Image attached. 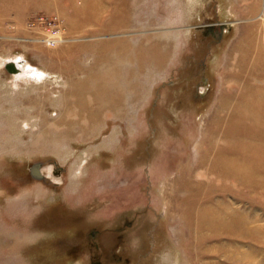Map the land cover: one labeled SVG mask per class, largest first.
<instances>
[{
	"label": "rangeland",
	"instance_id": "1",
	"mask_svg": "<svg viewBox=\"0 0 264 264\" xmlns=\"http://www.w3.org/2000/svg\"><path fill=\"white\" fill-rule=\"evenodd\" d=\"M15 1L0 9V264L254 262L212 244L264 264V236L247 234L264 227V101L216 115L264 0ZM14 60L32 75L13 77ZM69 90L78 116L91 94L103 117L42 131Z\"/></svg>",
	"mask_w": 264,
	"mask_h": 264
},
{
	"label": "bare ground",
	"instance_id": "2",
	"mask_svg": "<svg viewBox=\"0 0 264 264\" xmlns=\"http://www.w3.org/2000/svg\"><path fill=\"white\" fill-rule=\"evenodd\" d=\"M4 1L9 2V0H0L1 10H4L5 8H7V6H9L7 4H4ZM24 1L26 2L28 0H16L15 3H21ZM242 2L245 3V7L247 11L253 10L255 12L256 7H258L259 0H242ZM263 15H264V12L262 13V16ZM118 24L111 25L110 28L117 27L119 26ZM259 26L256 25V26H253L251 29H248L246 34H244V36H240V38L233 44V46L231 47L229 51V54H228L229 57H227V62H228L229 67L234 68L237 72V74L235 75L236 77L233 79V81L236 83V85H238L239 90L235 92L237 95L235 96L232 95L233 97H231V94H230L227 97L220 98L219 103H218V108H217L218 113H216V115L218 116L224 115V113L226 112L228 108L229 102H237L240 110L244 112L243 108L250 111L258 101H264V21H262V23ZM162 38L166 39L167 37H162ZM48 39L49 37H46V39L43 40L44 41L43 43H45V45H47ZM59 39L60 37L58 38V40ZM163 43L166 44L164 41ZM170 44L171 42H167L166 46H164L165 53L160 54L157 51V56H156L157 63L156 64L158 66L161 64L162 61L165 62ZM10 62L13 64L12 69H9V70L7 69V70L11 71L12 73H15L13 74L14 75L13 77H15L17 80L20 78H24L26 76L32 75L33 72L31 71L30 67L26 65V63H19V66H20L19 68L16 64V62L18 63L19 60H14ZM70 87H71V83L69 85V89ZM134 93H135V90H134ZM74 99L75 101L77 100V97H75V93L72 90H69L68 99H67V103H66L64 110H62L61 113L57 115V118H55L51 126L43 127L42 131H46L47 128H49L50 130H54V131H60L63 127L60 121L61 115H62V118H65L67 122V131H75L76 129L75 120L76 119L80 121L81 126L85 130L83 123H85V121L88 120L89 118L95 117L93 115L95 113L92 107L96 108L97 111L95 115L97 117L99 118L103 117L102 114L105 113V111L95 106L94 102L92 101L93 97L91 94L86 95L85 104L87 106V109L84 111L82 116H78V112L82 113L84 107H82L81 111L78 110L74 105ZM114 99L117 102V109L122 110V107L123 109L125 108L126 104L124 106H121V96L120 95L115 96ZM251 99L253 100V107H249ZM44 137H46V135H44ZM217 225L220 227H225V225L221 223L220 220L217 221ZM254 229L256 230L252 232H247V234L252 235L253 233H257L258 235L262 234L264 236V227H259V228H254ZM215 245L216 244L211 245L212 251L220 249L221 251H223V254L225 253V256H227V259L229 257L231 261L243 260L244 262H249L250 260H253L254 262L251 261L249 263L250 264H261V262L255 261V258L251 256V254H249L248 252H243L239 250L234 251L230 249L229 246L226 248L223 246H215ZM205 262L215 264L216 261L211 259V260H206ZM224 263L230 264L229 262H224Z\"/></svg>",
	"mask_w": 264,
	"mask_h": 264
},
{
	"label": "built area",
	"instance_id": "3",
	"mask_svg": "<svg viewBox=\"0 0 264 264\" xmlns=\"http://www.w3.org/2000/svg\"><path fill=\"white\" fill-rule=\"evenodd\" d=\"M33 21H39V22H47V26H46V33H51L52 35L54 34V32H59L61 31L60 25L58 22L55 21V19H48L45 18L44 16H36L34 19H32L31 23ZM33 24V23H32ZM54 40V38H52ZM55 41V40H54ZM54 41H50L49 45H53Z\"/></svg>",
	"mask_w": 264,
	"mask_h": 264
},
{
	"label": "water",
	"instance_id": "4",
	"mask_svg": "<svg viewBox=\"0 0 264 264\" xmlns=\"http://www.w3.org/2000/svg\"><path fill=\"white\" fill-rule=\"evenodd\" d=\"M12 63L11 62H7L5 64V68L6 69H12ZM31 171H32V174L34 175V177H38L40 178L42 175H41V172H40V164L39 163H36L32 168H31Z\"/></svg>",
	"mask_w": 264,
	"mask_h": 264
}]
</instances>
